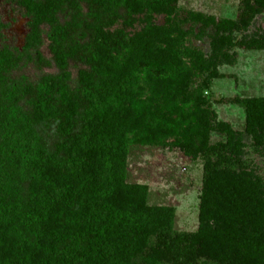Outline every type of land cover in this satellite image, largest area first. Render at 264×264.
I'll list each match as a JSON object with an SVG mask.
<instances>
[{"label":"trees","instance_id":"16d2710c","mask_svg":"<svg viewBox=\"0 0 264 264\" xmlns=\"http://www.w3.org/2000/svg\"><path fill=\"white\" fill-rule=\"evenodd\" d=\"M8 1L29 21L21 49H0V264H264V184L242 169L239 134L212 125L206 96L226 50L264 51V37L232 38L264 0H242L234 19L180 0ZM29 63L57 72L12 79ZM71 64L82 67L74 88ZM222 101L260 141L264 97ZM49 125L50 145L39 131ZM212 130L224 141L211 143ZM139 149L203 158L195 232L130 179Z\"/></svg>","mask_w":264,"mask_h":264},{"label":"rangeland","instance_id":"374dc122","mask_svg":"<svg viewBox=\"0 0 264 264\" xmlns=\"http://www.w3.org/2000/svg\"><path fill=\"white\" fill-rule=\"evenodd\" d=\"M242 0H180L179 5L187 10H195L217 18L234 19ZM0 20L5 25L0 39V49L7 46L21 49L28 33V21L25 10L16 2L0 0ZM161 18L157 23H161ZM264 37V13H258L245 29L233 32V42ZM206 54H210L209 40L204 38L196 43ZM45 41L41 53L46 59L51 55ZM229 60L223 61L217 68L223 78L213 79L207 93L208 109L213 119L212 125L224 122L239 134L243 146L239 156L246 172L252 178L264 184V135L260 141L243 134L244 110L222 100L234 97H264V51H248L238 47L226 50ZM81 66L71 64V88L76 85V76ZM55 67L38 69L32 63L20 65L11 72L14 80L26 77L37 82L46 74H54ZM43 139L50 145L54 139V126L39 129ZM224 141L217 130L211 131V143ZM130 179L146 184L152 192V202L172 205L176 210V229L183 232H195L199 223L197 219L199 196L202 186L203 158L191 160L178 150L139 149L134 150L129 159Z\"/></svg>","mask_w":264,"mask_h":264}]
</instances>
